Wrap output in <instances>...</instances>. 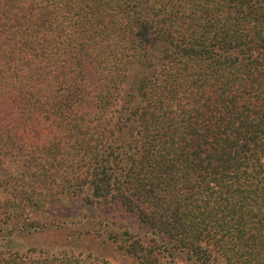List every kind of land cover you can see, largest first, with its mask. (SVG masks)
Segmentation results:
<instances>
[{
  "label": "trees",
  "instance_id": "obj_1",
  "mask_svg": "<svg viewBox=\"0 0 264 264\" xmlns=\"http://www.w3.org/2000/svg\"><path fill=\"white\" fill-rule=\"evenodd\" d=\"M105 251L264 264V0H0V264Z\"/></svg>",
  "mask_w": 264,
  "mask_h": 264
},
{
  "label": "rangeland",
  "instance_id": "obj_2",
  "mask_svg": "<svg viewBox=\"0 0 264 264\" xmlns=\"http://www.w3.org/2000/svg\"><path fill=\"white\" fill-rule=\"evenodd\" d=\"M14 237V236H13ZM14 237V241H12L10 244L11 246H22V247H26V246H41V245H47V244H53V242L58 243L62 240H64L63 238H61L60 236H52L47 234V233H41V232H36L30 235H21L19 238ZM106 256H108L109 258H111V260H113V262L118 263V264H136L132 259H127L124 258L118 254H115L113 252L110 251H105Z\"/></svg>",
  "mask_w": 264,
  "mask_h": 264
}]
</instances>
